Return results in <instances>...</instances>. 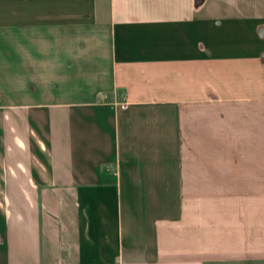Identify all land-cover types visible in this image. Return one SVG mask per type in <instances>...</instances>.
I'll list each match as a JSON object with an SVG mask.
<instances>
[{"label":"crops","instance_id":"1","mask_svg":"<svg viewBox=\"0 0 264 264\" xmlns=\"http://www.w3.org/2000/svg\"><path fill=\"white\" fill-rule=\"evenodd\" d=\"M0 214V264H264V0H0Z\"/></svg>","mask_w":264,"mask_h":264},{"label":"built area","instance_id":"2","mask_svg":"<svg viewBox=\"0 0 264 264\" xmlns=\"http://www.w3.org/2000/svg\"><path fill=\"white\" fill-rule=\"evenodd\" d=\"M119 108H121L122 110H125V109H127V105L126 104H120Z\"/></svg>","mask_w":264,"mask_h":264},{"label":"rangeland","instance_id":"3","mask_svg":"<svg viewBox=\"0 0 264 264\" xmlns=\"http://www.w3.org/2000/svg\"><path fill=\"white\" fill-rule=\"evenodd\" d=\"M1 215V214H0ZM1 229V228H0Z\"/></svg>","mask_w":264,"mask_h":264}]
</instances>
